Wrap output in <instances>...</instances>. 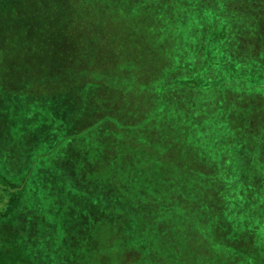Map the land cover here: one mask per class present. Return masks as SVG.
I'll list each match as a JSON object with an SVG mask.
<instances>
[{
	"label": "rangeland",
	"instance_id": "374dc122",
	"mask_svg": "<svg viewBox=\"0 0 264 264\" xmlns=\"http://www.w3.org/2000/svg\"><path fill=\"white\" fill-rule=\"evenodd\" d=\"M108 2L64 30L24 1L0 13V206L27 220L0 229L1 264H74L79 246L126 264L133 243L127 264H161L139 247L163 239L170 262L178 246L186 264H264V0ZM218 10L214 51L238 65L207 84Z\"/></svg>",
	"mask_w": 264,
	"mask_h": 264
},
{
	"label": "trees",
	"instance_id": "16d2710c",
	"mask_svg": "<svg viewBox=\"0 0 264 264\" xmlns=\"http://www.w3.org/2000/svg\"><path fill=\"white\" fill-rule=\"evenodd\" d=\"M22 1H24L26 5L25 11L30 12V19L32 21H34L32 18H40L41 20L43 19L46 20L47 23L51 25H54V24L58 25V22H61L62 30H64L65 28L67 29L69 26L73 25L71 21L74 22V17L80 14L81 15L85 14L84 12L88 8L89 4L90 5L92 4L93 6L97 8L100 7V9L102 10H106V7L108 8V6H104V3H109L108 2L109 0H0V13H6L9 17H11L12 9L15 10V7L19 5ZM136 1L140 2L144 0H136ZM78 2H84L85 6L77 7ZM96 4H101V5L99 6ZM130 6L135 7L134 4H131ZM119 12L122 13L121 10H119ZM221 16H222V13L220 10H218L217 18H212L210 21L207 20L208 27H211V30L206 39L205 56H206V59L213 61V65H214V68H210L209 72L205 71V73L208 74L206 78L204 79L207 84H213L216 81L215 78L219 76L217 72V69L219 68V66L222 71H226V68L233 69L238 65L237 60L233 56L227 55L226 53H218L214 51L215 48L219 49V47H221L223 43L226 41V37L228 36V32L231 26L229 21L222 19ZM220 18L223 21L220 24H218V19ZM39 30L40 29L37 26H35V24L29 23L30 32H38ZM218 30H220V32H218ZM241 73L245 74L246 72L242 70ZM223 187L224 189L222 193L228 190V188L225 187L224 185ZM227 196H229V194H227ZM11 197L15 198V199H9V200H14L13 205L7 204L6 206H3V207L0 206V229L2 230V236L3 235L5 236L7 235V233H10L12 227H16L18 225L19 222L15 224L18 218H20L23 222L27 223L26 215H24L25 208L20 207V206L18 208L17 206H15L16 197L14 196H11ZM20 199H24V197ZM229 201H230V205L233 207L234 210L242 211V208L239 207L238 203L235 200L232 199ZM21 203L20 205H23L26 207L25 201L24 202L21 201ZM102 205H104V203H100L99 206H102ZM15 207H17V209ZM12 210L14 212H11ZM128 211L131 212L132 214L128 215L131 218L126 223V226H127L128 231L130 230L132 231V229L135 226V223H134L135 214L131 208L128 209ZM118 214H119L117 215L118 217H121V216L123 217V215H121L120 213ZM162 223L166 225L170 223V220L169 222H166L162 219ZM24 229H25L24 225H22L20 228L17 229V231L19 230L17 237H19V235L24 231ZM17 241L18 240L15 241L14 247L19 248L20 252H22L21 250L25 249V246H26L25 244L26 242H28V240H26L25 243H22V241L20 242L18 241L19 242L18 243ZM162 244L164 247L162 246ZM134 245L135 243L131 244L129 247H125V248L123 247V251H124V252L122 251V254L124 253L123 260L126 264L130 262V261H127V255L131 251H133L134 253L138 254L139 257H141V254H139V252L137 251V247H134ZM144 247L152 250L151 254L154 256V258L156 257L157 259H159L161 264H176V263L186 264L185 262H181L180 259H186L187 255L189 254L186 252L188 249L183 248L184 251H181L182 247L177 246L175 249H177L178 250L177 252H179L178 254L179 260H177V257H176V258H173L170 262L171 247H170V243L167 242V239H163L162 242H157V243L154 241V245L151 242H149L145 246L143 247L140 246L139 248H144ZM78 249H80L81 252L80 254H78V259L74 262V264H87L84 261L85 255H84L82 247L79 246ZM180 252H182L183 254H181ZM143 255L146 258L149 256L145 252ZM139 263L140 264H150L151 262H149L148 260L140 259ZM0 264H1V261H0Z\"/></svg>",
	"mask_w": 264,
	"mask_h": 264
}]
</instances>
